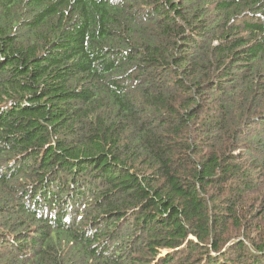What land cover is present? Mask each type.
Instances as JSON below:
<instances>
[{"label": "trees", "instance_id": "obj_1", "mask_svg": "<svg viewBox=\"0 0 264 264\" xmlns=\"http://www.w3.org/2000/svg\"><path fill=\"white\" fill-rule=\"evenodd\" d=\"M0 264H264V0H0Z\"/></svg>", "mask_w": 264, "mask_h": 264}]
</instances>
